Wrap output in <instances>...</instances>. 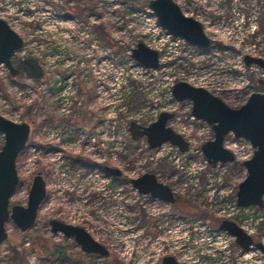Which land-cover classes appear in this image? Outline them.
<instances>
[{
    "label": "rangeland",
    "instance_id": "obj_1",
    "mask_svg": "<svg viewBox=\"0 0 264 264\" xmlns=\"http://www.w3.org/2000/svg\"><path fill=\"white\" fill-rule=\"evenodd\" d=\"M148 1L0 0V19L23 40L12 63L33 58L43 70L33 82L0 65V116L30 128L9 207L27 206L38 173L46 187L31 229L5 224L0 264H161L165 256L205 264L200 239L219 235L225 220L264 239V204H235L247 175L243 162L254 149L230 134L224 147L234 162L211 168L201 153L213 139L211 127L193 119L189 101L171 94L175 83L186 82L236 109L252 93H264V67L244 63L246 56L264 62V0H173L201 23L208 51L168 36ZM138 44L158 52L157 69L131 58ZM161 112L174 114L167 126L188 142V152L169 144L149 150L145 138L131 139V123L148 126ZM105 167L121 176L110 178ZM145 173L172 189L174 204L133 188L130 180ZM52 220L85 229L109 256L82 253L73 239L51 233ZM230 248L241 255L235 242ZM246 254L252 259L246 264H264L255 249Z\"/></svg>",
    "mask_w": 264,
    "mask_h": 264
},
{
    "label": "water",
    "instance_id": "obj_2",
    "mask_svg": "<svg viewBox=\"0 0 264 264\" xmlns=\"http://www.w3.org/2000/svg\"><path fill=\"white\" fill-rule=\"evenodd\" d=\"M147 7L155 15L159 27L168 35L178 38L187 44L207 51L211 40L204 33L201 23L182 13L180 7L173 0H149ZM23 40L8 24L0 19V65L8 70L11 77L22 71L33 82H38L43 75L40 64L33 58L23 59L14 68L11 58L22 49ZM131 58L145 69H157L159 54L155 50L138 44L131 51ZM244 63L248 67L257 64L264 67V62L246 56ZM264 86V82H259ZM171 94L178 102L191 103V116L208 124L213 132V139L201 145V151L211 168L217 164L232 163L234 155L223 146L227 135L232 134L236 139L247 141L254 149L251 159L243 162L246 170L245 179L238 185L236 205L238 208L250 206L263 207L264 197V93H252L247 101L239 108H231L222 100L201 87L191 86L186 82L173 85ZM174 115L161 112L156 121L148 126L131 123L128 132L132 140L145 138L149 150H155L162 145L170 144L181 153H186L188 142L167 126ZM0 133L4 136V144L0 149V245L7 239L5 224L11 220L21 231L26 232L35 223L37 212L46 196V187L42 176L38 173L32 180L27 197V206L9 207L17 186L16 159L25 148L30 128L25 123H15L0 116ZM105 172L114 177L120 176V171L104 168ZM135 189L141 195H149L169 204L175 198L170 188L156 181L152 174H144L132 180ZM51 232L60 233L66 238H72L80 250L89 255L108 257V250L95 241L84 229L60 223L49 222ZM218 229L226 232L235 239L236 244L244 251L250 247L256 248L264 254V245L255 243L240 227L230 221H222ZM161 264H178L171 256H165Z\"/></svg>",
    "mask_w": 264,
    "mask_h": 264
},
{
    "label": "built area",
    "instance_id": "obj_3",
    "mask_svg": "<svg viewBox=\"0 0 264 264\" xmlns=\"http://www.w3.org/2000/svg\"><path fill=\"white\" fill-rule=\"evenodd\" d=\"M168 35V34H167ZM170 36V35H168ZM172 37V36H170ZM173 38V37H172ZM176 40H178L179 42H183L184 41L174 38ZM188 45V44H187ZM191 46V45H188ZM192 47V46H191ZM202 153V152H201ZM207 163V162H206ZM238 208V207H237ZM240 209V208H238ZM238 226V225H237ZM241 228V227H240ZM242 229V228H241ZM243 230V229H242ZM244 231V230H243ZM219 235L214 236V235H207V237L205 239H200V243H202V247L200 245V251L201 254L203 255V257L207 256V260L208 262H206L205 264H240L242 263V259L241 256L243 255L242 258H246L245 261L243 262V264H246L247 260H252L251 257L249 256L250 250L255 249L253 246L250 247L248 249V251H244L243 249H241L236 243L237 245V251L238 253H240L241 255L237 254V253H231V244H234L235 240L234 238H232L231 236H229L226 232L224 231H218ZM245 232V231H244ZM246 233V232H245ZM225 235V238L222 236ZM248 234V233H247ZM249 235V234H248ZM250 236V235H249ZM187 241L190 239H186ZM255 242H259L262 245H264V239H262L261 241H256L254 239ZM207 247L210 248V250L208 251H204ZM256 250V249H255ZM256 252H258L262 257H264V254H262L260 251L256 250Z\"/></svg>",
    "mask_w": 264,
    "mask_h": 264
},
{
    "label": "flooded vegetation",
    "instance_id": "obj_4",
    "mask_svg": "<svg viewBox=\"0 0 264 264\" xmlns=\"http://www.w3.org/2000/svg\"><path fill=\"white\" fill-rule=\"evenodd\" d=\"M196 20V19H195ZM159 26V25H158ZM203 27V26H202ZM204 30V29H203ZM205 33V32H204ZM207 36V35H206ZM210 39V38H209ZM181 40V39H180ZM183 41V40H182ZM186 43V42H185ZM189 45V44H188ZM192 47H194V46H192ZM196 48V47H195ZM210 49V48H209ZM208 49V50H209ZM207 50V51H208ZM157 52V51H156ZM12 62V61H11ZM254 64V63H253ZM12 65L14 66V68H17V65H14L13 63H12ZM21 71H19L18 72V74L20 73ZM182 103V102H181ZM170 113V112H169ZM173 114V113H172ZM174 115V114H173ZM158 118V117H157ZM174 118V117H173ZM194 119V118H193ZM151 124V123H150ZM213 133V132H212ZM230 135V134H229ZM232 135V134H231ZM228 136V135H227ZM226 138V137H225ZM224 141H225V139H224ZM170 145V144H169ZM163 146V145H162ZM161 146V147H162ZM172 146V145H171ZM223 146H224V142H223ZM160 148V147H159ZM158 149V148H157ZM227 149V148H226ZM24 150V149H23ZM22 150V151H23ZM188 150H189V148H188ZM21 151V152H22ZM230 151V150H229ZM188 152V151H187ZM202 152V151H201ZM233 153V152H232ZM203 154V153H202ZM233 155H234V153H233ZM19 156V155H18ZM204 156V155H203ZM253 156V155H252ZM205 158V157H204ZM251 159V158H250ZM234 160H235V156H234ZM249 160V159H248ZM246 161V160H245ZM234 162V161H233ZM232 162V163H233ZM208 164V163H207ZM226 164H228V163H226ZM218 165H222V164H217L216 165V167L218 166ZM107 173V172H106ZM108 174V173H107ZM145 174H151V173H145ZM144 174H142L141 176H143ZM153 175V174H152ZM120 176H121V172H120ZM119 176V177H120ZM141 176H139V177H137V178H134V179H131L130 180V182H131V185L133 186V184H132V180H136V179H138V178H140ZM112 177H114V176H112ZM110 178H111V175H110ZM117 178V177H116ZM156 178V177H155ZM44 181V180H43ZM156 181L157 182H159L157 179H156ZM19 183V182H18ZM159 183H161V182H159ZM161 184H163V183H161ZM165 185V184H164ZM166 186H168V185H166ZM169 187V186H168ZM133 188H135L134 186H133ZM170 188V187H169ZM17 189V188H16ZM170 190H171V192H172V194H173V196H174V198H175V200H176V197H175V195H174V192L172 191V189L170 188ZM16 191V190H15ZM137 191V190H136ZM138 192V191H137ZM237 193V192H236ZM141 195V194H140ZM142 196H144L145 198H147V199H149V200H154V201H161V200H159V199H155V198H151L149 195H142ZM46 197V196H45ZM45 199V198H44ZM175 200H174V202H175ZM44 201V200H43ZM162 202H164V201H162ZM174 202L173 203H171V204H174ZM165 203H167V202H165ZM169 204V203H168ZM170 204V205H171ZM235 204H236V201H235ZM236 207H237V205H236ZM39 211V210H38ZM38 213V212H37ZM36 221V220H35ZM53 221V220H52ZM226 221V220H225ZM58 222H60V221H58ZM60 223H63V222H60ZM63 224H67V223H63ZM67 225H71V226H74V225H72V224H67ZM50 226V225H49ZM75 227H78V226H75ZM78 228H81V227H78ZM83 229V228H82ZM85 230V229H84ZM50 231H51V229H50ZM86 231V230H85ZM87 232V231H86ZM52 233V232H51ZM88 233V232H87ZM54 234V233H53ZM56 234H60V233H56ZM89 234V233H88ZM62 235V234H61ZM90 235V234H89ZM63 236V235H62ZM91 236V235H90ZM63 237H65V236H63ZM92 237V236H91ZM66 238V237H65ZM93 238V237H92ZM251 238L252 239H254L252 236H251ZM68 239H72V238H68ZM94 239V238H93ZM95 240V239H94ZM74 241V240H73ZM96 241V240H95ZM99 243V242H98ZM102 245V244H101ZM104 246V245H103ZM105 247V246H104ZM106 248V247H105ZM83 253V252H82ZM85 254V253H84ZM87 255H89V254H87ZM95 256H97V255H95Z\"/></svg>",
    "mask_w": 264,
    "mask_h": 264
}]
</instances>
